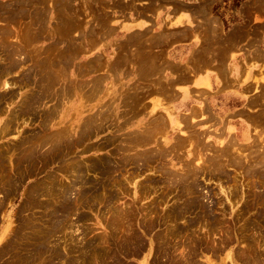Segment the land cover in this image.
<instances>
[{
    "label": "rangeland",
    "instance_id": "rangeland-1",
    "mask_svg": "<svg viewBox=\"0 0 264 264\" xmlns=\"http://www.w3.org/2000/svg\"><path fill=\"white\" fill-rule=\"evenodd\" d=\"M122 3L0 0V264H264V89L249 143L188 119L171 131L147 102L165 85L134 50L150 39L106 32ZM213 12L228 41L264 40V0Z\"/></svg>",
    "mask_w": 264,
    "mask_h": 264
},
{
    "label": "crops",
    "instance_id": "crops-1",
    "mask_svg": "<svg viewBox=\"0 0 264 264\" xmlns=\"http://www.w3.org/2000/svg\"><path fill=\"white\" fill-rule=\"evenodd\" d=\"M218 1L122 0L127 8L108 14L105 29L118 39H150L134 50L140 69L148 65L165 85L164 90L152 89L147 102L149 110L166 117L171 131L188 119L204 129L215 125L214 130L244 141L255 115L249 105L258 94L256 88H264V40L261 36L254 42L245 35L229 42L228 31L216 32L213 7ZM113 46L110 38L97 51L105 53Z\"/></svg>",
    "mask_w": 264,
    "mask_h": 264
},
{
    "label": "bare ground",
    "instance_id": "bare-ground-1",
    "mask_svg": "<svg viewBox=\"0 0 264 264\" xmlns=\"http://www.w3.org/2000/svg\"><path fill=\"white\" fill-rule=\"evenodd\" d=\"M15 1H16V0H15ZM41 1H42V0H41ZM92 1H93V0H92ZM9 6H10V5H9ZM17 6H18V5H17ZM56 7H57V6H56ZM59 10H60V9H59ZM10 24H11V23H10ZM209 24H210V23H209ZM73 27H74V26H73ZM205 29H206V28H205ZM2 33H3V32H2ZM210 33H211V32H210ZM5 34H6V33H5ZM13 34H14V33H13ZM2 35H4V34H2ZM59 35H61V34H59ZM220 35H221V34H220ZM5 36H6V35H5ZM215 36H216V34H215ZM210 37H211V36H210ZM7 38H8V37H7ZM228 38H229V37H228ZM140 39H141V38H140ZM219 39H220V38H219ZM222 39H223V38H222ZM68 41H69V40H68ZM229 42H230V41H229ZM234 45H235V44H234ZM230 46H231V45H230ZM135 47H136V46H135ZM218 47H219V46H218ZM228 47H229V46H228ZM224 48H227V46L224 47ZM223 50H224V49H223ZM220 51H221V49H220ZM1 52H2V51H1ZM217 52H218V51H217ZM16 53H17V52H16ZM69 53H71V51H70ZM225 53H226V52H225ZM225 53H224V54H225ZM222 54H223V53H222ZM224 54H223V55H224ZM60 55H61V54H60ZM65 55H67V54H65ZM65 55H64V56H65ZM64 56H61V57H64ZM222 57H223V56H222ZM66 59H67V57H66ZM154 61H155V60H154ZM222 61H223V60H222ZM146 62H147V61H146ZM149 62H151V61H149ZM11 63H12V62H11ZM151 63H152V62H151ZM220 63H221V62H220ZM92 66H93V65H92ZM160 66H161V65H160ZM3 67H4V66H3ZM62 67H63V66H62ZM161 68H162V67H161ZM158 69H159V68H158ZM218 69H219V68H218ZM66 70H67V69H66ZM147 70H148V68H147ZM220 70H221V69H219V71H220ZM44 71H45V70H44ZM152 71H153V70H152ZM152 71H151V72H152ZM48 72H49V71H48ZM157 72H158V71H157ZM60 74H61V73H60ZM151 74H152V73H151ZM183 77H184V76H183ZM176 78H177V77H176ZM39 84H40V83H39ZM43 85H44V84H43ZM43 85H41V86H43ZM49 85H50V84H49ZM52 85H53V84H52ZM225 85H226V84H225ZM227 85H228V84H227ZM236 85H237V84H236ZM246 86H247V85H246ZM46 87L48 88V85H47ZM46 87H45V88H46ZM53 87H54V86H53ZM71 87H72V86H71ZM96 87H97V86H96ZM96 87H95V88H96ZM248 87H250V86H248ZM65 88H66V87H65ZM261 88H262V87H261ZM72 89H73V88H72ZM248 89H249V88H248ZM262 89H264V88H262ZM262 89H261V90H262ZM46 90H47V89H46ZM243 90H245V89L243 88ZM87 91H88V90H87ZM95 91H96V89H95ZM97 91H99V90H97ZM260 92H261V91H260ZM45 93H46V92H45ZM62 93H63V92H62ZM44 95H45V94H44ZM252 97H253V96H252ZM258 97H260V96H258ZM45 98H46V97H45ZM239 98H241V97H239ZM253 98H254V97H253ZM260 98H261V97H260ZM243 99H244V98H243ZM248 100H249V99H248ZM259 100H260V99H259ZM244 101H245V100H244ZM249 101H250V100H249ZM249 101H246V102H249ZM24 102H25V101H24ZM255 102H256V101H255ZM255 102H253V103H255ZM259 102H260V101H259ZM262 103H263V102H262ZM256 105H257V104H256ZM263 105H264V104H263ZM55 108H56V107H55ZM248 108H249V107H248ZM259 109H260V108H259ZM258 111H259V110H258ZM263 111H264V110H263ZM263 111H261L260 114H262ZM193 112H194V111H193ZM188 114H189V113H188ZM208 114H210V113H208ZM258 115H259V114H258ZM207 116H208V115H207ZM245 116H246V115H245ZM251 117H252V116H251ZM48 118H49V117H48ZM207 119H208V121L210 120L209 118H207ZM212 119H213V118H212ZM254 121H255V120H254ZM256 121H257V120H256ZM257 122H258V121H257ZM158 124H159V123H158ZM158 124H157V125H158ZM155 126H156V125H155ZM159 126H160V125H159ZM162 126H163V125H162ZM156 128H157V127H156ZM242 130H243V129H242ZM249 130H250V129L247 127V130L245 131V137H244V138H245L244 141H246V142H248V143H249L250 140H251V133H250ZM147 131H148V129H147ZM149 131H150V130H149ZM149 131H148V133H149ZM152 131H154V129H153ZM150 132H151V131H150ZM221 132H222V131H221ZM243 132H244V131H243ZM3 133H4V132H3ZM141 133H142V132H141ZM141 133H140V134H141ZM160 133H161V132H160ZM261 133H262V132H261ZM83 134H84V133H83ZM135 134H136V133H135ZM135 134H134V135H135ZM146 134H147V132H146ZM149 134H150V133H149ZM152 134H153V133H152ZM233 134H234V133H233ZM144 135H145V133H144ZM190 135H193V134H190ZM190 135H189V136H190ZM219 135H221V134H218V136H219ZM223 135H224V134H223ZM231 135H232V134H231ZM243 135H244V134H243ZM131 136H132V135H131ZM140 136H141V135H140ZM187 136H188V135H187ZM189 136H188V137H189ZM233 136H234V135H233ZM233 136H232V137H233ZM143 137H144V136H143ZM145 137H146V136H145ZM145 137H144V138H145ZM202 137H203V136H202ZM229 137H230V136H229ZM132 138H133V137H132ZM150 138H151V137H150ZM186 138H187V137H186ZM233 138H234V137H233ZM253 138H254V136H253ZM133 139H134V138H133ZM146 139H147V138H146ZM262 139H263V138H262ZM142 140H143V139H142ZM149 140H151V139H149ZM189 140H190V139H189ZM235 140H236V139H235ZM256 140H257V139H255V141H256ZM59 142H60V141H59ZM140 142H141V141H140ZM252 143H253V142H251V145H252ZM258 143H260V142H258ZM25 144H26V143H25ZM188 144H189V143H188ZM228 144H229V143H228ZM232 144H233V143H232ZM254 144H255V143H254ZM254 144H253V147H254V149H255L256 147L254 146ZM263 144H264V143H263ZM224 145H225V144H224ZM235 145H236V144H235ZM246 145H247V143H246ZM251 145H249V146H250V148H249L250 150L253 148ZM232 146H233V145H232ZM223 147H224V146H223ZM234 147H235V146H234ZM247 147H248V146H247ZM263 147H264V146H263ZM263 147H262V148H263ZM225 148H227V147L225 146ZM225 148H224V149H225ZM228 148H230V147H228ZM259 148H261V147H259ZM257 149H258V148H257ZM263 149H264V148H263ZM235 150H236V149H235ZM247 150H248V149H247ZM252 150H253V149H252ZM252 150H251V152H252ZM258 150H259V149H258ZM221 151H222V152H225V154L227 153V152H226V149H225V151H223V150H221ZM227 151H228V150H227ZM237 151H238V150H237ZM240 151H241V150H240ZM263 151H264V150H263ZM263 151H260V153H258V154H261V152L263 153ZM229 152H230V151H229ZM249 152H250V151H249ZM253 152H254V151H253ZM253 152H252V154H254L256 151H255L254 153H253ZM175 153H176V152H175ZM220 154H221V153H220ZM225 154H222V156H225ZM218 155H219V154H218ZM231 155H232V154H230V156H231ZM255 155H256L257 158H258L257 153H256ZM255 155H253V156L255 157ZM212 156H215V155H212ZM216 156H217V154H216ZM220 156H221V155H220ZM220 156H219V158L221 159L222 156H221V157H220ZM228 156H229V154H227V157H228ZM259 156H260V155H259ZM262 156H264V155H262ZM134 157H135V156H134ZM233 157H234V156H233ZM251 157H252V156H251ZM254 157H253V158H254ZM213 158H215V157H213ZM225 158H226V157H225ZM245 158H246V157H245ZM253 158H252V159H253ZM255 158H256V157H255ZM257 158H256V159H257ZM260 158H262V157L260 156ZM260 158H258V159H260ZM126 159H127V158H126ZM138 159H141V158H138ZM143 159H144V158H143ZM217 159H218V157H217ZM217 159L215 158V160H217ZM237 159H238V158H237ZM127 160H128V159H127ZM127 160H126V161H127ZM144 160H145V159H144ZM144 160H143V161H144ZM210 160H211V159H210ZM233 160H234V159H233ZM235 160H236V159H235ZM235 160H234V161H235ZM241 160H242V159H240V161H238L237 163H241ZM260 160L263 161L264 158H263V159H260ZM73 161H74V160H73ZM126 161H125V162H126ZM224 161H226V160H224ZM231 161H232V160H231ZM257 161H259V160H257ZM132 162H133V161H132ZM135 162H136V161H135ZM209 162H211V161H209ZM213 162H215V161L213 160ZM217 162L220 163V161H218V160H217ZM228 162H229V161H228ZM242 162H243V161H242ZM247 162H248V161H247ZM252 162H255V159L252 160ZM259 162H260V161H259ZM67 163H68V162H67ZM250 163H251V162H250ZM74 164H75V163H74ZM193 164H194V163H193ZM208 164H209V163H208ZM213 164H214V163H213ZM220 164H221V163H220ZM233 164H236V163H233ZM233 164H232V165H233ZM242 164H243V163H242ZM248 164H249V163H248ZM251 164H252V163H251ZM253 164H254V163H253ZM255 164H256V163H255ZM255 164H254L253 167H255ZM258 164L260 165V163H258ZM75 165H76V164H75ZM101 165H102V164H101ZM218 165H219V164L216 165V169H218V168L220 169V168L222 167V165H221V167H219ZM227 165H229V163H227ZM239 165H240V164H239ZM243 165H244V164H243ZM246 165H247V164H246ZM246 165H245V166H246ZM259 165H258V166H259ZM77 166H78V165H77ZM201 166H202V165H201ZM201 166H200V167H201ZM211 166H212V165H211ZM211 166H210V167H211ZM217 166H218V168H217ZM225 166H226V164H225ZM225 166H224V167H225ZM230 166H231V165H230ZM240 166H241V165H240ZM248 166H249V165H247V167H248ZM256 166H257V165H256ZM197 167H198V166H197ZM212 167H213V166H212ZM233 167H234V166H233ZM251 167H252V165L250 166V168H251ZM260 167H262V165H261ZM225 168H226V167H225ZM248 168H249V167H248ZM194 169H195V168H194ZM203 169H204V168H203ZM208 169H209V168H208ZM213 169H214V168H213ZM240 169H241V168H240ZM72 170H73V169H72ZM72 170H71V171H72ZM201 170H202V169H201ZM75 171H76V170H75ZM212 171H213V170H212ZM214 171H216V170L214 169ZM214 171H213V172H214ZM218 171H219V170H218ZM218 171H217V172H218ZM250 171H252V170H250ZM254 171H255V170H254ZM245 173H246V172H245ZM251 173H252V172H251ZM74 174H75V173H74ZM76 174H77V171H76ZM79 174H81V173H79ZM78 176H80V175H78ZM250 176H251V175H250ZM217 177H218V176H217ZM85 178H86V177H85ZM128 178H129V177H128ZM248 179H249V178H248ZM251 179H252V178H251ZM253 179H254V178H253ZM255 179H256V178H255ZM78 180H79V179H78ZM223 180H224V179H223ZM194 181H195V180H194ZM263 181H264V180H263ZM2 182H3V181H2ZM2 182H1V183H2ZM51 182H52V181H51ZM54 183H56V182H54ZM81 183H82V182H81ZM196 183H197V182H196ZM52 184H53V183H52ZM252 184H253V183H252ZM84 185H85V184H84ZM84 185H83V186H84ZM52 186H53V185H52ZM81 186H82V185H81ZM64 187H65V186H64ZM186 187H187V186H186ZM10 188H11V187H10ZM43 188H44V187H43ZM48 188H49V187H48ZM70 188H71V187H70ZM253 188H254V187H253ZM49 189H50V188H49ZM49 189H48V190H49ZM65 189H66V188H65ZM75 189H76V188H75ZM78 189H79V188H78ZM86 189H87V188H86ZM50 190H51V189H50ZM63 190H64V189H63ZM190 190H191V189H190ZM10 191H11V190H10ZM61 191H62V190H61ZM67 191H68V190H67ZM46 192H47V191H46ZM70 192H72V191H70ZM80 192H81V191H80ZM229 192H230V191H229ZM236 192H237V191H236ZM257 192H258V191H257ZM51 193H52V192H51ZM124 193H125V192H124ZM239 193H240V192H239ZM43 194H44V193H43ZM122 194H123V193H122ZM231 194H232V193H231ZM235 195H237V193H236ZM239 195H240V194H239ZM52 196H53V194H52ZM85 196H86V195H85ZM85 196H84V197H85ZM189 196H190V195H189ZM189 196H188V197H189ZM65 197H66V196H65ZM234 197H235V196H234ZM226 198H227V201H229V197H226ZM58 199H59V198H58ZM68 199H69V197H68ZM95 200H96V199H95ZM47 201H48V200H47ZM79 202H80V201H79ZM63 203H64V202H63ZM63 203H61V204H63ZM70 203H71V202H70ZM61 204H60V205H61ZM80 204H81V203H80ZM217 204H218V203H217ZM180 206H181V205H180ZM257 206H258V205H257ZM52 207H53V206H52ZM58 207H59V206H58ZM66 207H67V206H66ZM85 207H86V206H85ZM43 208H44V207H43ZM67 208H68V207H67ZM108 208H109V207H108ZM108 208H107V209H108ZM54 209H56V208H54ZM62 209H63V208H62ZM64 209H65V208H64ZM71 210H72V209H71ZM241 210H242V209H241ZM48 211H49V210H48ZM48 211H47V212H48ZM253 211H254V210H253ZM43 212H44V211H43ZM51 212H52V210H51ZM194 212H195V211H194ZM251 212H252V211H251ZM52 213H53V212H52ZM249 213H250V211H249ZM48 214H49V213H48ZM70 214H71V213H70ZM236 214H237V213H236ZM46 215H47V214H46ZM57 215H58V214H57ZM57 215H56V219H58ZM79 215H80V214H79ZM49 216H50V215H49ZM54 216H55V215H54ZM58 216H59V215H58ZM69 216H70V215H69ZM76 216H77V215H76ZM113 216H115V215H113ZM182 216H183V215H182ZM251 216H252V215H251ZM116 217H117V216H116ZM233 217H234V216H233ZM235 217H236V216H235ZM40 218H41V217H40ZM53 218H54V217H53ZM65 218H66V217H65ZM79 218H80V217H79ZM124 218H125V217H124ZM236 218H237V217H236ZM243 218H244V217H243ZM46 219H47V218H46ZM116 219H117V218H116ZM116 219H115V220H116ZM253 219H254V218H253ZM49 220H50V219H49ZM117 220H118V219H117ZM173 220H174V219H173ZM233 220H234V219H233ZM242 220H243V219H242ZM259 220H260V219H259ZM55 221H56V220H55ZM78 221H79V220H78ZM137 221H138V220H137ZM231 221H232V220H231ZM32 222H33V221H32ZM60 222H61V220H60ZM113 222H114V221H113ZM122 222H123V221H122ZM122 222H120V223L122 224ZM124 222H125V221H124ZM134 222H135V221H134ZM146 222H147V221H146ZM198 222H199V221H198ZM111 223H112V222H111ZM115 223L117 224V222H114V224H115ZM126 223H127V222H126ZM232 223H233V222H232ZM238 223H239V222H238ZM114 224H112V225H113V227L115 226V229H116V226H117V225H114ZM197 224H198V223H197ZM125 225H127V224H125ZM241 225L243 226V224H241ZM241 225H240V227H241ZM64 227H65V226H64ZM172 227H173V226H172ZM207 227H208V226H207ZM249 227H250V226H249ZM119 228H120V227H119ZM122 228H123V227H122ZM133 228H134V227H133ZM156 228H157V227H156ZM156 228H155V229H156ZM241 228H242V227H241ZM127 229H128V228H127ZM173 229H174V228H173ZM173 229H171V230H173ZM190 229H191V228H190ZM211 229H212V228H211ZM211 229H210V230H211ZM215 229H216V228H215ZM232 229H233V228H232ZM41 230H42V229H41ZM165 230H166V228H165ZM171 230H170V232H171ZM212 230H213V229H212ZM56 231H57V230H56ZM117 231H121V230H117ZM123 231H125V230H123ZM213 231H214V230H213ZM224 231H225V230H224ZM227 231H228V230H227ZM127 232H129V231H127ZM197 232H198V231H197ZM206 232H207V231H206ZM220 232H221V231H220ZM36 233H38V232H36ZM54 233H56V232H54ZM119 233H120V232H119ZM124 233H125V232H123V234H124ZM164 233H165V232H164ZM184 233H186V232H184ZM192 233H194V232H192ZM201 233H202V232H201ZM207 233H208V232H207ZM212 233H213V232H212ZM236 233H237V232H236ZM242 233H243V232H242ZM244 233H245V232H244ZM248 233H249V232H248ZM252 233H253V232H252ZM43 234H44V233H43ZM143 234H144V233H143ZM148 234H149V233H148ZM165 234H166V233H165ZM239 234H240V233H239ZM32 235H33V234H32ZM46 235H48V234H46ZM50 235H51V234H50ZM53 235H54V234H53ZM106 235H107V234H106ZM106 235H105V236H106ZM112 235H113V234H112ZM141 235H142V234H141ZM144 235H145V234H144ZM178 235H179V234H178ZM255 235H256V234H255ZM257 235H260V234H257ZM169 236H170V235H169ZM184 236H185V235H184ZM216 236H217V235H216ZM243 236H244V235H243ZM253 236H254V234H253ZM260 236H261V235H260ZM37 237H38V236H37ZM41 237H42V236H41ZM50 237H51V236H50ZM50 237H49V238H50ZM109 237H110V236H109ZM116 237H117V236H116ZM173 237H174V236H173ZM173 237H172V238H173ZM202 237H203V236H202ZM205 237H206V236H205ZM225 237H227L226 234H225ZM233 237H234V236H233ZM168 238H169V237H168ZM176 238H177V237H176ZM198 238H199V237H198ZM214 238H216V237L214 236ZM256 238H257V237H256ZM39 239H40V238H39ZM121 239H122V238H121ZM220 239H221V238H220ZM240 239H241V238H240ZM52 240H53V239H52ZM158 240H159V239H158ZM189 240H190V239H189ZM236 240H237V239H236ZM261 240H262V239H261ZM9 241H10V240H9ZM13 241H14V240H13ZM36 241H37V240H36ZM118 241H119V239H118ZM238 241H239V240H238ZM238 241H237V242H238ZM254 241H255V239H254ZM33 242H34V241H33ZM37 242H38V241H37ZM91 242H92V241H91ZM121 242H122V241H121ZM126 242H127V241H126ZM131 242H132V241H131ZM147 242H148V241H147ZM159 242H160V241H159ZM234 242H235V241H234ZM30 243H31V242H30ZM47 243H48V242H47ZM51 243H52V242H51ZM106 243H108V242H106ZM110 243H111V242H110ZM128 243H129V242H128ZM150 243H151V241H150ZM212 243H213V242H212ZM220 243H221V242H220ZM220 243H219V244H220ZM243 243H244V242H243ZM4 244H5V243H4ZM20 244H21V243H20ZM122 244H123V243H122ZM122 244H121V245H122ZM152 244H153V243H152ZM162 244H163V243H162ZM181 244H182V243H181ZM181 244H180V245H181ZM192 244H193V243H192ZM244 244H245V243H244ZM258 244H260V243H258ZM258 244H257V245H258ZM9 245H12V244H9ZM34 245H35V244H34ZM48 245H50V243H49ZM53 245H54V244H53ZM53 245H52V246H53ZM56 245H57V244H56ZM58 245H60V244H58ZM157 245H158V244H157ZM166 245H167V244L165 243L164 246H166ZM90 246H91V245H90ZM108 246H109V245H108ZM115 246H116V245H115ZM191 246H192V245H191ZM219 246H220V245H219ZM222 246H223V245H222ZM247 246H249V245H247ZM259 246H260V245H259ZM69 247H70V246H69ZM83 247H84V246H83ZM131 247H132V246H131ZM151 247H152V246H151ZM166 247H167V246H166ZM184 247H185V246H184ZM228 247H229V246H228ZM244 247H245V245H244ZM18 248H19V247H18ZM20 248H21V247H20ZM48 248H49V247H48ZM48 248H47V249H48ZM52 248H53V247H52ZM152 248H153V247H152ZM247 248H248V247H247ZM247 248H246V249H247ZM7 249H8V248H7ZM13 249H14V248H13ZM73 249H74V248H73ZM73 249H72V250H73ZM145 249H146V248H145ZM173 249H174V248H173ZM263 249H264V248H263ZM45 250H46V249H45ZM67 250H68V249H67ZM89 250H90V249H89ZM97 250H98V249H97ZM147 250H148V249H147ZM92 251H93V250H92ZM100 251H101V250H100ZM103 251H104V250H103ZM107 251H108V249H107ZM113 251H114V250H113ZM126 251H127V250H126ZM180 251H181V250H180ZM183 251H184V250H183ZM183 251H182V252H183ZM231 251H232V250H231ZM242 251H243V249H242ZM34 252H35V251H34ZM70 252H71V251H70ZM89 252H90V251H89ZM111 252H112V251H111ZM141 252H143V251H141ZM151 252H152V251H151ZM175 252H176V250H175ZM175 252H174V253H175ZM7 253H8V252H7ZM51 253H52V252H51ZM68 253H69V252H68ZM68 253H67V254H68ZM98 253H99V252H98ZM103 253H104V252H103ZM124 253H125V252H124ZM242 253H244V252H242ZM247 253H248V252H247ZM44 254H45V253H44ZM46 254H47V253H46ZM53 254H54V253H53ZM109 254H110V253H109ZM115 254H116V253H115ZM130 254H131V253H130ZM180 254H181V253H180ZM182 254H183V253H182ZM249 254H250V253H248L247 255H249ZM24 255H25V254H24ZM39 255H40V254H39ZM39 255H38V256H39ZM87 255H88V254H87ZM90 255H91V254H90ZM97 255H98V254H97ZM104 255H105V254H104ZM243 255H244V254H243ZM243 255H242V256H243ZM48 256H49V255H48ZM60 256H61V255H60ZM81 256H82V254H81ZM83 256H84V255H83ZM85 256H86V255H85ZM182 256H183V255H182ZM9 257H10V256H9ZM24 257H25V256H24ZM29 257H30V256H29ZM39 257H40V256H39ZM50 257H51V255H50ZM70 257H71V256H70ZM77 257H78V256H77ZM126 257H127V256H126ZM169 257H170V256H169ZM180 257H181V255H180ZM189 257H190V256H189ZM31 258H32V257H31ZM68 258H69V257H68ZM71 258H72V257H71ZM96 258H97V257H96ZM106 258H109V256L106 257ZM259 258H260V257H259ZM20 259H21V258H20ZM24 259H25V258H24ZM35 259H36V258H35ZM44 259H45V258H44ZM52 259H53V258H52ZM82 259H83V258L81 257V260H82ZM89 259H90V258H89ZM104 259H105V258H104ZM110 259H111V258H110ZM184 259H185V258H184ZM227 259L230 260V263H231V264H235V263H234V260H233L234 258H232V255H231V254H228V255H227ZM66 260H67V259H66ZM83 260H84V259H83ZM93 260H94V259H93ZM182 260H183V259H182ZM257 260H258V259H257ZM53 261H54V260H53ZM56 261H57V260H56ZM91 261H92V260H91ZM106 261H108V260H106ZM184 261H185V260H184ZM246 261H247V260H246ZM253 261H254V260H253ZM7 262H8V261H7ZM45 262H46V261H45ZM49 262H50V261L48 260V263H49ZM73 262H74V261H73ZM76 262H77V260H76ZM261 262H262V261H261ZM29 263H30V262H29ZM48 263H47V264H48ZM71 263H72V262H71ZM82 263H83V262H82ZM104 263H105V262H104ZM41 264H42V263H41ZM50 264H51V263H50ZM52 264H55V263H52ZM63 264H64V263H63ZM65 264H67V263H65ZM80 264H81V262H80ZM106 264H107V263H106ZM118 264H120V263H118ZM124 264H125V263H124ZM142 264H143V263H142ZM247 264H248V263H247ZM254 264H255V263H254ZM258 264H259V263H258Z\"/></svg>",
    "mask_w": 264,
    "mask_h": 264
}]
</instances>
